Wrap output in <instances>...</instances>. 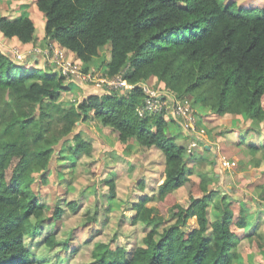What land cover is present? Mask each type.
I'll return each mask as SVG.
<instances>
[{"label":"trees","instance_id":"1","mask_svg":"<svg viewBox=\"0 0 264 264\" xmlns=\"http://www.w3.org/2000/svg\"><path fill=\"white\" fill-rule=\"evenodd\" d=\"M36 4L45 13L46 39L86 63L110 45L106 74L123 72L136 85L123 94L91 90L77 104L63 106L59 99L68 86L61 71L19 63L0 48V264L37 259L26 238L40 231L45 210L56 219L62 208L40 201L33 189L35 173L47 182L58 147L68 140L75 141L67 148L71 154L90 151V144L74 132L89 117L117 129L127 145L136 138L165 154L154 196L144 195L133 204V222L148 228L143 244L128 254L122 246L97 242L94 264H235L244 241L251 244L249 249H260L254 235L262 234L246 231L249 219L241 199L211 188L207 173L193 178L195 168L188 163L193 154L177 141L164 113L140 116L138 108L146 97L140 83L155 77L178 97L195 96L193 104L202 99L217 114L264 121V7L236 8L225 0ZM0 31L23 43L38 39L30 15L11 18L1 7ZM182 186L188 189L187 204L174 195ZM111 188L114 193L113 183ZM152 199L157 203L149 204ZM191 217L197 218L193 227ZM46 240L56 244L54 235Z\"/></svg>","mask_w":264,"mask_h":264},{"label":"rangeland","instance_id":"2","mask_svg":"<svg viewBox=\"0 0 264 264\" xmlns=\"http://www.w3.org/2000/svg\"><path fill=\"white\" fill-rule=\"evenodd\" d=\"M225 1L232 2L236 8L264 7V0ZM0 7L3 15L16 18L28 14L35 21L37 40L23 43L0 31V48L13 54L19 63L41 69L51 66L61 71L68 86L59 99L63 106L77 104L91 90L103 92L90 79L106 76L110 45L102 47L100 54L86 63L58 42L45 38L46 17L38 9L36 0H0ZM51 43L63 51V61L50 47ZM71 70L81 73L82 77ZM140 84L160 93L168 90L155 77ZM186 98L192 101L195 96ZM200 100L194 103L200 130L197 136L183 128L181 120L168 109L164 115L169 129L177 133V141L187 145L193 154L188 157L189 166L195 168L191 176L197 178L207 173L212 178L211 188L241 199L249 219L246 231L262 234L261 237L254 235L255 244H261L260 249H249L248 241L242 243L235 264H264V121L230 113L220 115ZM74 132H79L90 144V151L73 155L67 148L75 141L68 140L59 145L47 171V182L35 173L33 189L40 201L45 207L62 208V214L60 218H50L49 211L45 210L40 231L27 236L26 244L37 256L30 264H94L92 253L97 242L122 246L129 254L143 244L148 230L144 223L133 222V204L144 195L154 196L165 167L164 152L156 146L143 145L136 138L127 145L120 140L117 129L94 117L79 121ZM174 195L182 204L188 203L187 187L178 188ZM74 201L75 206L71 204ZM155 203V199L149 202ZM211 213L214 218V211ZM196 224L197 218L191 217L189 226ZM52 235L56 239L53 246L46 240Z\"/></svg>","mask_w":264,"mask_h":264},{"label":"built area","instance_id":"3","mask_svg":"<svg viewBox=\"0 0 264 264\" xmlns=\"http://www.w3.org/2000/svg\"><path fill=\"white\" fill-rule=\"evenodd\" d=\"M50 47L55 49V53L58 57H62L63 61V51L54 46L53 43L50 44ZM60 55V56H59ZM69 67H72L70 65ZM73 71L79 77L81 73ZM82 77V76H81ZM84 77V76H83ZM91 77V75H89ZM95 83V87L101 88L103 92H119L121 94L126 93V91L133 89L136 84L128 81L124 77V73H118L114 76H106L95 80L94 78L90 79ZM146 97L144 103L138 108L140 116H145L147 114L162 112L165 113L168 111L171 112L174 117L181 120L183 128L190 132L191 135L197 136L199 130V121L197 117V112L195 106L191 100L188 98H179L175 93L170 90H167L165 93H160L154 89L145 87L142 85ZM224 162L228 163L224 158Z\"/></svg>","mask_w":264,"mask_h":264},{"label":"crops","instance_id":"4","mask_svg":"<svg viewBox=\"0 0 264 264\" xmlns=\"http://www.w3.org/2000/svg\"><path fill=\"white\" fill-rule=\"evenodd\" d=\"M236 116H238V115H236Z\"/></svg>","mask_w":264,"mask_h":264}]
</instances>
